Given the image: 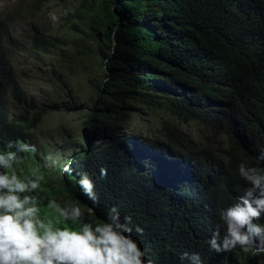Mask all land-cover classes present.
<instances>
[{"label":"trees","instance_id":"16d2710c","mask_svg":"<svg viewBox=\"0 0 264 264\" xmlns=\"http://www.w3.org/2000/svg\"><path fill=\"white\" fill-rule=\"evenodd\" d=\"M91 2L77 18L99 37L104 78L89 104L80 147L68 160L72 174L56 167L60 179H43L35 192L40 205L71 201L93 226L116 207L121 222L131 216L143 230L131 236L145 264H191L181 258L185 252L198 253L201 264H264V252L254 246L217 253L208 243L218 226L223 238L220 211L250 187L239 165L264 169L258 159L264 151V0L83 5ZM12 18L0 14V152L16 151L8 144L18 140L37 146L42 119L13 73ZM34 37L36 50L51 51L54 44L43 33ZM147 111L159 116L156 132L126 137L123 127L133 112ZM193 124L204 135L190 130ZM18 157L10 171L21 178L32 169L46 172L37 153ZM101 168L107 169L104 178ZM81 173L93 181L98 205L81 192ZM254 222L264 226V214Z\"/></svg>","mask_w":264,"mask_h":264},{"label":"clouds","instance_id":"9594fccd","mask_svg":"<svg viewBox=\"0 0 264 264\" xmlns=\"http://www.w3.org/2000/svg\"><path fill=\"white\" fill-rule=\"evenodd\" d=\"M51 19L56 21L55 16ZM8 147L16 151L0 152V264H145V254L131 236L133 230L140 234L143 230L133 224L131 216L121 222L119 210L112 207L106 220L93 226L83 221L84 213L71 201L62 205L49 199L42 208L32 193L44 177L35 169L23 178L10 171L19 160V152L36 154L38 149L19 140L9 142ZM258 159L264 161V151ZM62 172L71 175L70 165H63ZM238 173L250 187L236 204L220 211L223 238L218 226L208 243L217 253L238 246H254L255 252L261 253L264 226L254 221L264 214V169L241 163ZM100 175L106 177L107 169L101 168ZM78 184L83 195L98 205L95 185L87 173L80 174ZM181 258L201 264L198 253L185 252Z\"/></svg>","mask_w":264,"mask_h":264},{"label":"rangeland","instance_id":"374dc122","mask_svg":"<svg viewBox=\"0 0 264 264\" xmlns=\"http://www.w3.org/2000/svg\"><path fill=\"white\" fill-rule=\"evenodd\" d=\"M84 1L0 0V14L13 17L8 20L9 38L15 43L13 73L27 96L26 102L33 103V113H42L35 138L37 154L46 170L40 175L44 179H60L54 169L68 165L79 149L89 104L104 78L99 37L88 21L77 18L80 7L83 13L90 9L92 2L84 6ZM51 16L56 17L55 22ZM39 33L54 44L51 51L35 49L34 35ZM9 110L12 114L19 112L12 100ZM159 122L156 113L133 112V121L123 128L126 137L144 139L146 129L156 132ZM190 130L204 135L197 124ZM48 156L52 160H47Z\"/></svg>","mask_w":264,"mask_h":264}]
</instances>
